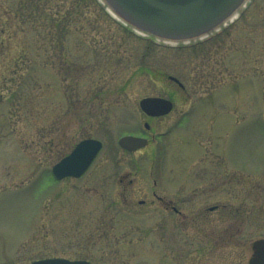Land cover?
Listing matches in <instances>:
<instances>
[{"label": "rangeland", "instance_id": "374dc122", "mask_svg": "<svg viewBox=\"0 0 264 264\" xmlns=\"http://www.w3.org/2000/svg\"><path fill=\"white\" fill-rule=\"evenodd\" d=\"M248 3L224 30L171 40L94 0H0V264H247L264 236V0ZM63 4L79 13L64 35ZM145 96L174 108L148 118ZM145 121L153 139L121 148ZM86 137L103 141L89 169L54 179Z\"/></svg>", "mask_w": 264, "mask_h": 264}, {"label": "water", "instance_id": "95a60500", "mask_svg": "<svg viewBox=\"0 0 264 264\" xmlns=\"http://www.w3.org/2000/svg\"><path fill=\"white\" fill-rule=\"evenodd\" d=\"M109 7L129 24L151 34L166 38H189L201 35L221 23L244 0H104ZM170 79L183 85L179 79ZM141 108L153 115L167 113L172 106L170 100L161 97H144ZM146 140L131 135L120 138L119 143L134 149ZM85 147L89 150L85 151ZM101 147L97 139L87 138L76 144L73 150L60 159L52 168L57 178L79 176L89 166ZM256 258L253 264H264V239L254 242ZM32 264H90L85 260L46 258ZM252 264V262L250 263Z\"/></svg>", "mask_w": 264, "mask_h": 264}, {"label": "flooded vegetation", "instance_id": "af4514ba", "mask_svg": "<svg viewBox=\"0 0 264 264\" xmlns=\"http://www.w3.org/2000/svg\"><path fill=\"white\" fill-rule=\"evenodd\" d=\"M241 17V15L239 16V18ZM238 18V19H239ZM180 87V86H179ZM182 89H184V87H181ZM174 108V107H173ZM172 111V110H171ZM144 115H146L145 113H143ZM148 118H151V119H155V118H159V117H162V116H149V115H146ZM147 122V126L144 125V131H140V132H133V134L135 135H139V136H148L149 133H151V137L153 138V136L155 135V133L152 131L151 129V124ZM162 133V132H161ZM140 150V149H139ZM136 151V150H135ZM138 151V150H137ZM161 173V175H163V171H159ZM131 180V179H130ZM131 182V181H130ZM156 182L154 181V184ZM153 195H154V200L153 202L159 206L162 210H165L167 212H170L172 214H175V213H178L180 215H183L182 211H180L178 208H177V204L175 203V200L165 196V195H160L158 194L157 192H153ZM143 202V201H142ZM231 203H227V202H224L222 203V201H219L217 203H215L213 206V208H210V209H214L217 207V210H221L223 209L224 206L226 205H230ZM204 218H206V216H204ZM235 231L236 230H231V231H228L227 232V237L228 238H232L235 234ZM260 238H264V236H261V237H258L256 238L255 240H253L251 246H250V255L248 256V260H247V264H250L252 262L253 264V259L256 258V255L254 254L255 253V248H254V242L257 240V239H260Z\"/></svg>", "mask_w": 264, "mask_h": 264}, {"label": "trees", "instance_id": "16d2710c", "mask_svg": "<svg viewBox=\"0 0 264 264\" xmlns=\"http://www.w3.org/2000/svg\"><path fill=\"white\" fill-rule=\"evenodd\" d=\"M95 1V0H94ZM63 9L61 10L62 11V13H61V22H57L58 23V25L60 26V33L62 34V35H64L66 32H65V30H64V27H65V25H60L61 23H64L65 22V18H68L69 17V15L71 14V13H75L76 15H78L79 13H78V11L74 8V7H72L71 5H65V4H63ZM102 9V8H101ZM50 14V13H49ZM50 21L51 22H53V21H55V19L54 18H51L50 19ZM3 28V27H2Z\"/></svg>", "mask_w": 264, "mask_h": 264}, {"label": "snow or ice", "instance_id": "6c2138e0", "mask_svg": "<svg viewBox=\"0 0 264 264\" xmlns=\"http://www.w3.org/2000/svg\"><path fill=\"white\" fill-rule=\"evenodd\" d=\"M89 149L85 147V151H88ZM261 164H264V160H261Z\"/></svg>", "mask_w": 264, "mask_h": 264}]
</instances>
